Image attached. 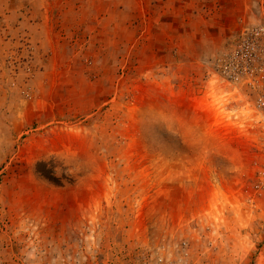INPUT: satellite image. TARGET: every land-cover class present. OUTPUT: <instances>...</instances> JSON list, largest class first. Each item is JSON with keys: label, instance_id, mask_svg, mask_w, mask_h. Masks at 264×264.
<instances>
[{"label": "rangeland", "instance_id": "374dc122", "mask_svg": "<svg viewBox=\"0 0 264 264\" xmlns=\"http://www.w3.org/2000/svg\"><path fill=\"white\" fill-rule=\"evenodd\" d=\"M257 24L264 0H0V264H264V120L215 63Z\"/></svg>", "mask_w": 264, "mask_h": 264}, {"label": "built area", "instance_id": "2783aa9c", "mask_svg": "<svg viewBox=\"0 0 264 264\" xmlns=\"http://www.w3.org/2000/svg\"><path fill=\"white\" fill-rule=\"evenodd\" d=\"M215 63L222 80L250 92L253 111L264 120V25L244 28Z\"/></svg>", "mask_w": 264, "mask_h": 264}, {"label": "trees", "instance_id": "16d2710c", "mask_svg": "<svg viewBox=\"0 0 264 264\" xmlns=\"http://www.w3.org/2000/svg\"><path fill=\"white\" fill-rule=\"evenodd\" d=\"M52 170H53V168L51 167L50 162H48V161H39L35 165V171L38 174H40L42 177L48 179L49 181L56 183L57 179L53 175Z\"/></svg>", "mask_w": 264, "mask_h": 264}]
</instances>
